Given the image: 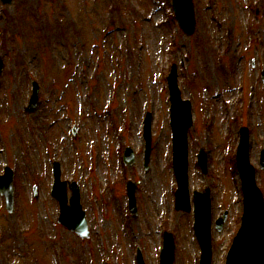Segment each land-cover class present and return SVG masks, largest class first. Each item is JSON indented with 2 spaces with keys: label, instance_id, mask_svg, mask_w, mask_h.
Here are the masks:
<instances>
[{
  "label": "rangeland",
  "instance_id": "obj_1",
  "mask_svg": "<svg viewBox=\"0 0 264 264\" xmlns=\"http://www.w3.org/2000/svg\"><path fill=\"white\" fill-rule=\"evenodd\" d=\"M170 12V0L0 2V174L10 167L14 186L13 214L0 196V264H138V253L145 264H159L163 230L175 241L173 264H197L192 212L174 207L166 83L172 64L181 97L192 104L189 189L210 190L211 264H225L242 214L234 158L243 126L264 197V0H194L191 36ZM31 81L39 101L27 113ZM145 112L152 118L146 168ZM125 146L135 154L132 167L122 163ZM53 161L61 181L79 185L88 240L55 226ZM126 180L138 182L136 217L127 212Z\"/></svg>",
  "mask_w": 264,
  "mask_h": 264
},
{
  "label": "water",
  "instance_id": "obj_2",
  "mask_svg": "<svg viewBox=\"0 0 264 264\" xmlns=\"http://www.w3.org/2000/svg\"><path fill=\"white\" fill-rule=\"evenodd\" d=\"M4 4H10L11 0H2ZM175 16L179 22V26L183 33L187 36L193 34L195 30V18L192 0H172ZM2 71V62L0 60V74ZM175 69H172L168 76V86L170 91V100L172 102L171 116L172 125L179 126L180 133L175 138H182L185 141L186 129L189 127L190 110L188 102H181L179 91L176 85ZM264 81V74H263ZM37 103V88L35 86L34 93L31 98L30 108L35 109ZM29 110L31 111V109ZM240 134V144L238 149V169L242 178V187L244 191V215L242 216V225L238 235L235 237L233 245L228 255L227 264H264V205L259 190L255 186L254 171L248 164V133L246 129H242ZM180 135V136H179ZM149 142H147L146 158L149 153ZM184 149V146H183ZM201 164L204 169V158L201 157ZM264 168V159L260 163ZM175 168L179 181V188L176 191V207L184 210L189 208V192L187 190L186 180V161L185 155L182 153L181 161L179 157H175ZM72 197L67 205L65 184L59 183L56 178L52 196L59 202L60 211L58 223L67 228L77 236L87 237L86 223L84 213L78 202V191L71 185ZM0 190L5 197L6 207L8 211H12L13 191L12 177L9 173L0 177ZM130 203L134 206L133 187L129 188ZM195 216H196V233L200 239L202 257L201 264H209L211 249L208 235V210L209 199L207 192L204 194L194 193ZM222 221L219 222V225ZM173 261V243L170 236L165 238V246L162 251L160 264H172Z\"/></svg>",
  "mask_w": 264,
  "mask_h": 264
}]
</instances>
